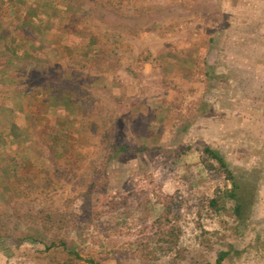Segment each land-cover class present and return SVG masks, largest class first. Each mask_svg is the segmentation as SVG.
Wrapping results in <instances>:
<instances>
[{"label": "rangeland", "instance_id": "obj_1", "mask_svg": "<svg viewBox=\"0 0 264 264\" xmlns=\"http://www.w3.org/2000/svg\"><path fill=\"white\" fill-rule=\"evenodd\" d=\"M33 5L52 15L41 28ZM0 13V264H66L54 239L79 250L77 264H206L220 251L225 264H264V0H0ZM18 47L11 71L3 59ZM53 92L77 103L71 115L48 107ZM204 143L256 193L248 227L233 201L210 205L230 182L205 168ZM165 197L182 255L122 252ZM41 207L94 222L45 232L30 218Z\"/></svg>", "mask_w": 264, "mask_h": 264}, {"label": "trees", "instance_id": "obj_2", "mask_svg": "<svg viewBox=\"0 0 264 264\" xmlns=\"http://www.w3.org/2000/svg\"><path fill=\"white\" fill-rule=\"evenodd\" d=\"M50 2L51 0H47V3ZM8 5V12H10L11 9H17L16 6H14L13 4ZM53 5L57 6L54 3ZM17 6H19V8L21 7V9L23 10L22 4H18ZM32 8L33 9L29 15V18L33 22L35 27L37 26L41 28V26L44 24V20L47 19V17L51 18L52 15L48 16L49 12L44 11L42 7H35L33 5ZM54 16L56 15L54 14ZM4 17L5 16L0 13V20ZM3 34L4 33L0 31V40L2 39ZM92 39V36L84 39L82 38V41L85 42V48L89 56L93 54V51L97 50V47L94 48V46L92 45ZM91 46L92 49L90 50ZM20 52L21 49L19 47L17 48V50L12 49L10 53L11 55L8 58L3 59L5 63L13 67L9 68L11 71H14V66H12V63L20 64L22 60L25 59V53ZM89 52H91L92 54ZM10 70L3 71H7L8 73H10ZM199 72L204 74L206 79H208L209 81L218 80L221 77V75L218 74L214 66L206 62ZM8 78L10 80L13 79V77L10 75ZM50 96L51 98L49 97L50 99L46 101L48 107L55 105L59 109L67 110L68 115H71L70 113H73L74 110L72 109V107H75L74 105H76L77 103H74L70 95H67L65 93L53 92ZM60 102L61 105L59 104ZM5 108L6 107L4 105L0 109L4 111ZM48 134H51V130L48 131ZM50 144L53 148H58L59 146L57 139H54V141ZM121 148L122 150H127V147L125 145H122ZM201 151L202 163L205 168H207L208 170H216L230 182V186L223 189L221 194H218L210 199V205L215 207L216 209H224L227 207L228 201H233V213L238 217V219L241 220V222L246 227H248V225H250L252 221L251 215L256 202V193H254V190L252 188L246 185L243 186L238 181L237 176L229 165V162L226 160V158L223 156L219 149L213 147L210 143H204ZM113 156L114 150L112 149L109 152V155H107V159L110 160L113 158ZM146 196L147 199H149V196ZM149 202V200L144 201L143 210L148 209L147 206L149 205ZM159 202L160 204H162L161 210L159 214L154 217L150 228L146 226L145 229L142 230V238L138 239L135 243L130 242L131 245L129 249L126 251V249L122 248V252H131L133 256H139L145 259L153 260L159 259L163 256H167L173 253L178 254L180 256L182 255L183 249L180 245V239L183 233V227L179 221V213L173 210V205L171 203L172 201L169 197H165V200H160ZM117 207L118 206H116V208ZM23 217L22 215L20 216V218ZM31 217L39 222L45 232H51L54 229L61 230L68 227H75L82 223L89 225L94 222V216L92 215H88L85 217L84 215H82V213L78 211L60 210L45 207H41L36 210L30 215V218ZM52 246H62L64 252L66 253V259L64 261L66 264H77L79 261L83 260V257L80 254L79 250L72 248L65 239H54L47 245V248H51ZM228 254L229 251H220L214 262H207L206 264H225L224 261ZM85 260L88 264H101L95 258H87Z\"/></svg>", "mask_w": 264, "mask_h": 264}]
</instances>
